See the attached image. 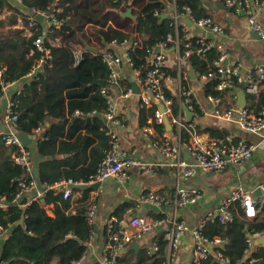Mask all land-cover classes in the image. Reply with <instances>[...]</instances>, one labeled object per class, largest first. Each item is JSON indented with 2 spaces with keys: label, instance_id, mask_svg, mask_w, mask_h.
I'll list each match as a JSON object with an SVG mask.
<instances>
[{
  "label": "trees",
  "instance_id": "trees-1",
  "mask_svg": "<svg viewBox=\"0 0 264 264\" xmlns=\"http://www.w3.org/2000/svg\"><path fill=\"white\" fill-rule=\"evenodd\" d=\"M171 1L133 0L130 4L128 0H60L58 2L60 11L56 12L57 21L61 23L59 27L58 22H53L46 31L44 23L37 22L31 35H27L24 28L0 30V64L7 67L8 79L30 80L26 79L23 91L14 96L19 104V130L34 134L49 122L44 137L39 143L40 152L45 156L70 154L62 160L54 158L40 165L39 176L47 188L44 192L45 203L41 198L27 203L23 196L15 202L21 190L19 179L30 178V174L24 165L16 164L14 161L13 155L18 147L0 141V197L2 198L0 225L9 230V236L4 241L1 253L2 264H76V261L87 252L94 231V226L87 218L89 208L87 196L83 194L74 213L70 211V197L65 198L63 191L49 189V186L62 179L89 182L105 158L110 148L111 126L106 124L103 118L96 116V113L104 115L108 109L107 97L101 91L104 85L100 80H104L105 85H108L111 70L104 60V51L97 53L85 51L79 62L76 60L75 51L79 49L78 46L84 47L87 44L99 46L105 51H114L109 47L114 42L119 45L125 40L139 38L142 44L130 51L131 66L144 73L150 67V62L147 60L148 44L155 47L169 34L176 33L172 13L167 11L168 8L170 9ZM6 2L0 0L1 9ZM56 2V0H22L24 7L16 5L12 15L0 20V26L4 28L7 21L17 22L19 15H22L26 22L28 14L24 10L35 9L47 12ZM176 5L180 13L185 11L186 6L190 7L195 19L210 17L201 0H176ZM129 6L135 7L137 12L136 19L130 22L132 25L127 31L124 25L128 19L122 17L121 12ZM88 23L91 26L85 30ZM179 33L183 34L182 31ZM40 35L45 36L44 44L51 49V58L37 70L38 73L35 72L33 76L28 77L40 58L44 56L35 45V40ZM60 37L61 42L56 43L55 41ZM196 40L197 37L192 38L193 45H196ZM181 49H184V44ZM220 54L217 47H211L204 56L193 53L188 61L196 71L207 73L215 70L213 63ZM167 70L178 77L177 71H170L168 68ZM189 79L191 78L182 80L187 90H190ZM124 81L131 88L130 83L126 79ZM218 83L217 79L207 81L204 85L205 93L209 96L221 97L222 101L224 99L226 102L231 97L234 102L240 86L235 85L221 91L217 89ZM165 89L173 100L174 113L176 115L180 112L184 113L181 104L185 103V98L172 94L166 87ZM252 95L248 97L250 107L254 108L255 112H260L264 106V88L260 90L258 96ZM191 98L192 109L198 116L202 115L193 95ZM157 106L158 104H154L149 109L150 116L154 115ZM228 106H231V103ZM76 110L82 113L81 116H73ZM67 124L68 138L60 142L59 150L56 151L57 141L65 135ZM188 124H194L198 131L201 130V125L195 118L188 121ZM154 126L157 132H163L164 126L156 123ZM83 130L86 134L82 133ZM207 130L218 139H224L229 135L227 131L217 130L215 127H208ZM190 136L188 130L183 131L184 139L188 140ZM52 202L55 203L53 216L47 211V206ZM2 203L8 204L9 211L1 205ZM233 211L232 221L222 223L218 219L211 220L204 226L202 234L210 241L215 237H221L224 242L214 249L222 250L233 263L240 264L249 246L248 235L264 232V208L255 218L246 217L239 203ZM24 213L25 222L18 224ZM119 219L122 217L120 216ZM165 243L167 242L162 243V247ZM253 254L258 264H264V246L259 247ZM165 260L166 257L160 250L158 254L152 256L141 253L139 261L135 264H164ZM211 263L221 264L214 255H210L203 264Z\"/></svg>",
  "mask_w": 264,
  "mask_h": 264
},
{
  "label": "built area",
  "instance_id": "built-area-1",
  "mask_svg": "<svg viewBox=\"0 0 264 264\" xmlns=\"http://www.w3.org/2000/svg\"><path fill=\"white\" fill-rule=\"evenodd\" d=\"M22 2V0H18ZM51 7L47 12L38 11L35 9L29 10L28 19L25 24V29L33 34L36 28L37 22L36 14L45 15L46 19L50 22H58L56 12L60 11L58 2ZM117 1V0H115ZM230 9L236 13L244 12L251 26V30L261 35L264 38V25L259 19V15L264 11V0H222ZM0 8V13H1ZM170 12L174 19V25L176 26V33L169 34L165 40L161 41L157 46L148 44L149 56L147 60L150 62V67L141 73L136 71V81L141 87L142 100L148 104L150 96L153 100L157 101V108L155 109L152 121L150 124L144 127V131L147 135L152 136L156 134V128L154 124L164 126L163 132L159 133V137L154 141L158 146L163 157L166 159V163L173 166L178 174L185 178H190L198 174L200 170L213 171L215 173L222 172L229 164L235 166H241L244 162L251 159L254 152L264 145L262 143H251L246 140H235L232 134L227 135L224 139H214L209 142H202L197 137L196 125L187 123L186 116L180 112L175 114L173 110V100L170 98L164 87V83L171 84L175 82L176 78L172 76L167 70L170 65L169 49L174 47L176 50V59L178 61V78H179V95L185 98V103L189 108L192 106V92L187 90L182 80L189 77V73L182 70V62L188 60V58L196 53L204 56L205 52L211 47H217L221 54L218 59L214 61L215 70H210L207 73L199 72V78L203 82H207L211 79L219 80L217 85L218 90H225L235 85L242 86L244 92L257 95L259 94L262 86L264 85V63L260 64L255 70L244 69L242 64H230L228 50L222 45L216 43L214 40L209 39L205 35H195L191 27L183 22L186 17L192 18L195 22L196 28H205L215 33L225 34V27L216 23L212 17H205L195 19L191 13L190 7L186 6L184 12H178L176 0L170 2ZM60 23H57L59 27ZM1 30V26H0ZM179 31L183 34L180 35ZM197 37L196 45H193L192 38ZM45 36L40 35L35 40L36 47L44 53V56L40 58L38 63L34 66L32 72L28 74V77L33 76L39 68H41L48 59L51 58V49L44 44ZM141 39L125 40L122 46H126V59L124 56L114 51H104V60L110 67V76L108 85L102 87V93L107 97L108 109L105 112V117L109 122L111 129L110 135V148L101 162L96 174L91 176L89 182L74 181L72 179H62L53 185L49 186V189L61 190L64 192V197L69 198L74 194L73 185L80 183H95L104 182L111 178L118 181H124L129 177V172L126 168L130 165L137 166L140 172L148 174L156 170L157 164L144 162L139 158H136L128 153L123 147L119 134L114 130L113 126L119 124V117L116 114V107L113 97L110 93V87H119L121 84L120 67L124 62L131 65L130 51L140 46ZM114 44H117L114 42ZM182 44L184 49L182 50ZM160 49V51H158ZM84 50L78 49L75 51L77 62L83 57ZM20 81H11L8 79L7 67L0 64V100H5L4 109V121L6 124V131L0 133V141L3 140L6 144L16 145L18 147L17 152L13 155L16 164L24 165L27 168L30 178H20L21 190L17 195L15 202L18 201L26 192L31 190H39L37 181L33 175V161L30 156V151L26 148L25 143L19 138L18 119L20 116L19 104L17 100L10 94L12 86ZM24 89V86L17 89V93L20 94ZM132 89H129L126 96L130 95ZM210 98L215 102L214 115L224 120L237 123L243 130L251 134H258L264 137V106L260 112H255L249 107L229 106L225 108L222 106L221 97ZM168 118L172 130H168L165 124V120ZM177 128L176 137L173 136V129ZM188 130L191 133V137L186 140L183 137V131ZM185 153L191 156V159L185 157ZM261 194L254 195L253 189H247L245 187H238L226 197L219 210L209 211L202 218L200 224L193 229V235L195 238L194 255L190 264H203L210 255H214L216 260L221 264H235L231 259L224 254L222 250L214 249L216 246L221 245L224 240L221 237H215L210 241L203 234L202 230L204 226L211 220L218 219L222 223H227L234 219L233 209L236 204L239 203L242 211L248 218H255L259 216L264 208V183L260 186ZM47 190V188H46ZM40 194L42 192L40 191ZM203 196L200 189L188 186H180L177 189L176 196L173 203L175 206H187L197 203ZM140 202L143 204H150L159 208L165 207L171 204L169 200L164 199L158 195L155 191L150 190L140 196ZM4 208L8 207V204H1ZM97 214V204L95 200L89 201V208L87 212V218L90 224L94 226L95 217ZM136 228L134 233L129 232L122 224L113 219L109 225V240L107 243V252L104 256L101 264H120L121 251L130 243L143 238L144 235L155 232L163 227H166L164 238L168 245V254L164 264H174L178 256L182 239L185 234L190 230L185 221L177 220L176 218H155L151 215L142 214L134 217L131 220ZM5 229L0 225V235ZM92 232V237H93ZM264 236V232H256L248 235V249L246 254L250 251V247L253 244L254 238H260ZM159 246L156 247V250ZM84 257V256H83ZM83 257L76 261V264H80ZM0 264H2L0 262ZM213 264V263H211ZM241 264H258V260L254 256H248Z\"/></svg>",
  "mask_w": 264,
  "mask_h": 264
},
{
  "label": "crops",
  "instance_id": "crops-1",
  "mask_svg": "<svg viewBox=\"0 0 264 264\" xmlns=\"http://www.w3.org/2000/svg\"><path fill=\"white\" fill-rule=\"evenodd\" d=\"M6 1L7 2L5 6L1 9L2 11L0 13V20H4L15 12L16 0ZM128 1L130 4L133 2V0ZM201 1L207 12L210 14V17H212L216 23L224 26L226 32L225 34H219L205 28H195L193 33L195 35H205L209 39H212L216 43L225 47L229 53L228 62L232 65L240 63L244 69L255 70L260 64H263L264 38L254 36L246 14L244 12L236 13L232 9H221L217 6V0ZM129 7L133 8V14L135 18L122 15V12H125ZM129 7L124 8L121 12L122 17L128 19L124 25V28L127 31H129L131 28L130 26L132 23L130 22H133L136 19L137 12L135 7ZM24 11L29 14L28 10ZM167 11H170V9L168 8ZM259 19L264 25V11H262L259 15ZM23 21L24 17L19 15L17 22L12 23L7 21L4 28L1 27V29L6 31L9 29L24 28L26 34L31 35L25 29V24ZM89 24L90 23L85 26V30L89 29L91 26ZM59 25H61V23ZM49 26L50 22L46 19L44 22V28L46 31L49 29ZM55 42L60 43L61 37ZM95 47H97L99 50L105 51L104 48L99 46ZM109 47H112L115 52L121 54L122 56H124L126 53V46L113 43ZM78 48L84 50V52L86 51V46L83 47L80 45ZM32 53L33 51L30 52V54ZM169 54L171 61L168 69L170 71L178 72L176 50L171 49ZM27 56H29V54H27ZM191 69L193 68L190 66L189 61L184 60L182 62V70L189 73V78L191 79L188 80V86L192 92L196 104L202 111V115L198 116L195 113L194 116L196 122L201 125V130H197V137L199 140L207 143L211 140L218 139V137H213L207 130L208 127H215L217 130L221 129L227 131L229 134H232L237 141L243 139L251 143L264 142L263 136L258 134H250L243 130L237 123L216 117L214 115V109L216 107L215 102L210 98L209 95L205 93L204 85L206 82H203L199 78V71L195 70L196 77H191ZM120 76V86L110 87V93L113 97L116 107V114L119 117V124L113 126V128L119 134L122 145L129 154L141 159L144 162L157 164V168L151 173L143 174L140 172L137 166L130 165L126 168V170L129 172V177L124 181H118L114 178H111L107 181L101 182L102 184L98 189L88 188L86 190H74V194L70 197V211L74 213L77 211V208L80 204V199L82 198L83 194L87 196L88 202L92 199L95 200L97 204V214L94 221L93 237L88 244V250L80 264H101L107 252L106 248L110 235L108 225L113 219L118 220L124 228H126L129 232L134 233L136 228L133 224H131V220L134 217L142 214L151 215L153 217L163 216L164 218H176L179 221L182 220L187 223L190 230L182 239L178 256L174 264H190L193 259L195 244L193 229H195L200 224L202 218L207 212L219 210L223 200L238 187L253 189L254 195L261 194L262 191L260 186L264 183V145L257 149L254 152L252 158L244 162L241 166L229 164L225 170L219 173L200 170L195 176L185 178L178 174L173 166H170L166 163V159L163 157L158 146L154 143V141L159 137V132H157L155 129L156 134L149 136L144 131V127L150 124L153 119L152 116H150L149 109H151L154 104H157V101L153 100L150 96L151 101L146 104L142 100L141 94L131 93L130 95L126 96L127 91L132 89L129 78L136 79V71L129 63L124 62L120 67ZM173 77L176 78L175 82L171 84L165 82L164 87H166L172 94L180 96L179 78L175 76ZM26 79L30 81L28 78H24L22 81H20V87L25 85V82L27 81ZM125 79L130 83L131 88H129L127 82L124 81ZM263 88L264 85L262 86V89ZM243 89L244 88L242 86L237 89V95L235 96L236 99H234V102L233 98L231 97L229 98L228 102L224 101L223 99L222 106L227 108L228 104L230 103L231 106H239L237 103L238 95ZM16 93L17 89H12L10 92L12 96H15ZM244 94L247 100V107L254 110V108L250 107V101L248 98L252 94L246 92H244ZM5 103V100H0V133L5 132L7 129L4 121ZM181 105H183V102ZM190 109L193 110L192 108ZM81 114L82 113L80 111L76 110L73 116L79 117ZM183 114L185 115V113ZM98 117L103 118L104 122L109 124V122L105 120V114ZM49 124L50 123L47 122L46 125L35 131L34 134H30V136H32L31 140L25 144L30 151L33 167H38L39 169L40 165L44 161L52 160L54 158H59L62 160L63 158L70 156V154H54L45 156L40 152L39 143L44 137L46 128L49 126ZM68 131L69 125L67 124L65 135L60 137L57 141L56 151L59 150L60 142L68 138ZM82 133L86 134V131L83 130ZM177 133V128L174 127L173 136L176 137ZM185 157L191 159V156L188 153H185ZM180 186L198 188L202 191L203 196L195 204H190L187 206H175L173 201L176 196L177 189ZM150 190L155 191L164 199L171 201V204L159 208L150 204L141 203L140 196ZM40 195L41 194L39 190H31L26 192L23 195V198L27 200V203H31L33 200L40 198ZM125 205L127 206L125 207ZM6 209L9 211V206L6 207ZM54 209V202L47 206V211L52 216L54 215ZM120 216L122 219H119ZM165 230L166 227H163L159 230H156L155 232L144 235L143 238L139 240L134 241L139 243L138 248L131 247L134 242L127 245L121 251L119 257L120 264H135L137 261H139L141 253L143 255L152 256L154 254H158L160 250L162 251L163 255L167 257V243H165V245L162 247V243L166 241L164 238ZM8 236L9 230L6 229L0 235V260L4 241ZM259 239L260 238H254L253 244L250 247V251L246 254L245 258L250 255L254 256L253 253L257 251L259 247L264 246V242L259 241ZM157 246H159V249L156 250Z\"/></svg>",
  "mask_w": 264,
  "mask_h": 264
},
{
  "label": "water",
  "instance_id": "water-1",
  "mask_svg": "<svg viewBox=\"0 0 264 264\" xmlns=\"http://www.w3.org/2000/svg\"><path fill=\"white\" fill-rule=\"evenodd\" d=\"M16 5L24 7V4L22 2H19L18 0H16L15 2ZM217 6L221 9H230L229 6L222 0H217ZM123 16H127V17H132L135 18L134 14H133V8L129 7L125 12H122ZM165 17V16H164ZM35 18L39 21L44 23L46 20L45 15L43 14H36ZM183 22L186 23L189 27H191L192 29H195V22L192 18L186 17L183 19ZM254 36L261 38V35L253 32ZM171 49H174V47L170 48L168 51H170ZM86 51H92L94 53L102 52L103 50H99L97 47L92 46L87 44L86 45ZM158 51H160V49H158ZM126 59V56H124V60ZM35 74V73H34ZM190 74L191 77L195 78L196 77V72L195 69H191L190 70ZM131 81V85H132V92L134 94H141L142 90L140 85L138 84V82L133 79V78H129ZM100 83L105 85L106 82L104 80H100ZM20 83H16L12 86V89H18ZM151 97H154V95L152 94ZM238 105L240 107H246L247 106V100L244 94V90H241L239 95H238V101H237ZM182 108L184 110L185 116L187 121H192L194 119L195 116V112L193 110H191L189 108V106L186 103H183ZM97 116H103L101 113H96ZM105 120L107 121V118H105ZM165 124L168 130H172V126L168 120V118H166L165 120ZM251 134V133H250ZM19 138L26 144L31 140L30 134H27L25 132L19 131L18 133ZM33 175L37 181V185H38V189L39 191L42 192V194L40 195L41 201L43 203H45V198H44V192L46 191V187L44 186V184L41 181V178L39 176V168L38 167H34L33 168ZM101 182H95V183H91V184H87V183H80V184H75L73 185L74 189H83L86 190L88 188H94V189H98L101 186ZM260 195V194H259ZM2 201V198L0 197V202ZM20 202L22 203V200H20ZM25 222V213L22 216V218L18 221V224H23ZM259 241L264 242V236L260 237ZM139 243L138 242H134L131 247L132 248H138ZM245 261V259L242 261V263ZM241 264V263H240Z\"/></svg>",
  "mask_w": 264,
  "mask_h": 264
}]
</instances>
